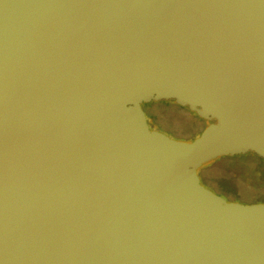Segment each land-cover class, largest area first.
Segmentation results:
<instances>
[{
    "label": "water",
    "instance_id": "water-1",
    "mask_svg": "<svg viewBox=\"0 0 264 264\" xmlns=\"http://www.w3.org/2000/svg\"><path fill=\"white\" fill-rule=\"evenodd\" d=\"M210 122L152 129L145 104ZM264 159V0H0V264H264V203L200 168Z\"/></svg>",
    "mask_w": 264,
    "mask_h": 264
},
{
    "label": "rangeland",
    "instance_id": "rangeland-1",
    "mask_svg": "<svg viewBox=\"0 0 264 264\" xmlns=\"http://www.w3.org/2000/svg\"><path fill=\"white\" fill-rule=\"evenodd\" d=\"M149 106V103L144 105L147 110ZM153 106L164 113V120L171 124L172 133L178 139L191 140L201 128L200 121L186 108L162 101L153 103ZM203 171L206 174L207 169ZM210 173L220 191L229 192L235 197L233 200L264 203V160L252 154L225 158L213 163ZM202 183L207 184L204 179Z\"/></svg>",
    "mask_w": 264,
    "mask_h": 264
},
{
    "label": "flooded vegetation",
    "instance_id": "flooded-vegetation-1",
    "mask_svg": "<svg viewBox=\"0 0 264 264\" xmlns=\"http://www.w3.org/2000/svg\"><path fill=\"white\" fill-rule=\"evenodd\" d=\"M161 102V101H160ZM162 102H171V101H162ZM153 103H155V102H151V103H149V110H147L146 109V111H147V113H148V119H149V123H150V125H151V128L152 129H157V130H161V131H164L165 133H167V134H169V135H171L172 137H175L173 134H172V128H171V124H168L165 120H164V113L161 111V110H159L157 107H155V106H153ZM174 104V103H173ZM175 105V104H174ZM181 108H186V107H181ZM154 121V122H153ZM154 123H158V126L155 124L154 125ZM209 124V122L204 126V128L207 126ZM204 128H201V130H199L197 133H195L194 135H192V138L191 139H193V138H195ZM246 154H248V153H246ZM228 157H230V156H228ZM232 157H234V156H232ZM232 157H230V158H232ZM221 158H227V157H221ZM218 159H220V158H217V159H215V160H213V161H211L212 162V164H209V166H208V168H207V170H209L210 171V169L212 168V165H213V163H215V162H217V161H219ZM210 162V163H211ZM200 174H201V176H202V170H201V168H200ZM235 201V200H234Z\"/></svg>",
    "mask_w": 264,
    "mask_h": 264
},
{
    "label": "trees",
    "instance_id": "trees-1",
    "mask_svg": "<svg viewBox=\"0 0 264 264\" xmlns=\"http://www.w3.org/2000/svg\"><path fill=\"white\" fill-rule=\"evenodd\" d=\"M172 103H174L173 101H171ZM187 109V108H186ZM189 111V110H188ZM190 114H192V115H194L199 121H200V123H201V128H204V126L208 123V121H205V120H202V119H200L196 114H194V113H192V112H190ZM210 123V122H209ZM157 126H158V123H155ZM201 128H200V130H201ZM173 135H174V133H172ZM194 139V138H193ZM248 154H252V155H254V156H256L255 154H253V153H251V152H248ZM257 158H259L258 156H256ZM227 158H230V157H227ZM226 158V159H227ZM222 159H225V158H221L220 157V159H218V160H222ZM259 159H261V160H264V159H262V158H259ZM209 164H212V162L210 163H207V164H204L202 167H201V170H202V179H204L205 181H206V185H208L209 187H211V188H213L214 190H216L220 195H222V196H224V197H226L227 199H230V198H232V199H230V200H233V198H235V197H232L230 194H229V192L227 193L226 191H220V189H219V187L215 184V180H214V177H212L211 176V173H210V171L209 170H207L206 171V174L204 173V171H203V169L205 170V169H207L208 168V166H209ZM250 202V201H249ZM252 203H254V202H252Z\"/></svg>",
    "mask_w": 264,
    "mask_h": 264
}]
</instances>
